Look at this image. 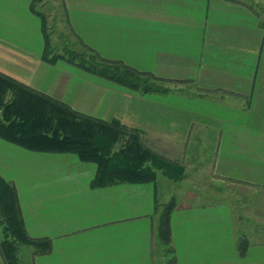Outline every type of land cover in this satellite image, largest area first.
<instances>
[{
    "label": "crops",
    "instance_id": "1",
    "mask_svg": "<svg viewBox=\"0 0 264 264\" xmlns=\"http://www.w3.org/2000/svg\"><path fill=\"white\" fill-rule=\"evenodd\" d=\"M51 2L69 43L152 73L166 90L143 94L43 60L34 0H0V71L137 129L183 172L92 188L95 164L0 139V176L16 188L26 232L52 245L37 255L20 246V264L21 251L24 264H168L172 255L173 264H264V0ZM170 200L172 254L158 238Z\"/></svg>",
    "mask_w": 264,
    "mask_h": 264
},
{
    "label": "trees",
    "instance_id": "2",
    "mask_svg": "<svg viewBox=\"0 0 264 264\" xmlns=\"http://www.w3.org/2000/svg\"><path fill=\"white\" fill-rule=\"evenodd\" d=\"M37 1L34 0L30 9L41 20L43 60L51 64L58 59L65 60L90 74L143 94L166 90L164 79L123 62L101 57L83 43L81 45L89 53L88 56L71 50L67 54L55 53L46 17L35 8ZM0 139L34 152L71 153L82 162L95 164L96 173L90 183L92 188L118 183L155 182L158 171L168 179L176 180L183 172L149 148L137 129L127 127L117 119L104 120L79 112L67 103L1 71ZM173 208V200L163 205L158 225V238L165 245V252L168 254H172L170 245ZM0 232V252L6 264H20L18 250L23 245L31 246L34 255L51 250L50 238H32L27 234L16 188L2 176ZM245 245L246 241H238L239 253L244 252ZM174 260L172 255L167 263L173 264Z\"/></svg>",
    "mask_w": 264,
    "mask_h": 264
},
{
    "label": "rangeland",
    "instance_id": "3",
    "mask_svg": "<svg viewBox=\"0 0 264 264\" xmlns=\"http://www.w3.org/2000/svg\"><path fill=\"white\" fill-rule=\"evenodd\" d=\"M252 2V0H249ZM44 5V4H43ZM39 6L36 4L37 10L47 14L48 12H52V14L48 13V24L50 25L51 30V43L55 53L67 54L69 50L76 51L77 53H84L86 56L89 55L87 51H85L81 46L78 45V42L75 43L70 39V43L68 40V36L66 35V23L62 24V10L61 5L52 4L51 0H48V3H45V6ZM72 41V43H71ZM90 59V57H87ZM96 62V61H95ZM159 172V171H158ZM157 172V173H158ZM161 172V171H160ZM162 188V186L160 187ZM31 246L24 245L23 249L29 248ZM21 263L24 264L23 252L21 251ZM25 254V253H24ZM26 257V254H25Z\"/></svg>",
    "mask_w": 264,
    "mask_h": 264
}]
</instances>
